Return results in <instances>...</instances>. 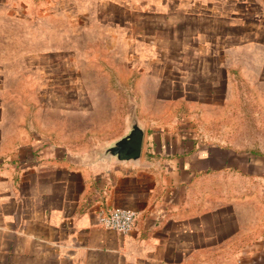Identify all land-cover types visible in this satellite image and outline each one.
Here are the masks:
<instances>
[{"label":"crops","instance_id":"crops-1","mask_svg":"<svg viewBox=\"0 0 264 264\" xmlns=\"http://www.w3.org/2000/svg\"><path fill=\"white\" fill-rule=\"evenodd\" d=\"M21 1L41 49L89 27L122 52L104 97L124 105L94 109L118 133L99 150L133 114L144 141L137 162L93 163L64 109L54 130L47 110L18 122L0 93V264H264V0ZM114 208L137 213L129 233L99 225Z\"/></svg>","mask_w":264,"mask_h":264},{"label":"rangeland","instance_id":"rangeland-1","mask_svg":"<svg viewBox=\"0 0 264 264\" xmlns=\"http://www.w3.org/2000/svg\"><path fill=\"white\" fill-rule=\"evenodd\" d=\"M12 6V0L0 2L1 16L8 17ZM15 6L18 16H21V20H17V41L8 43L5 34L0 38L2 97L12 112L17 113L14 116L18 122H23L24 118L32 122L39 118L36 116L49 112L47 122L52 130L60 123V115L57 114L60 110L56 109H64V139L77 144L76 148L81 153L93 155L111 135L118 133V130H103L113 123L112 114H96L94 109L99 105L115 111L112 107L124 105L120 98L104 97L107 86L117 85L115 78L112 80L111 70L120 71L119 59L122 52L108 50L105 35L96 42L89 27L81 28L80 35L73 34L72 28L54 33L49 27V42L43 45H47L49 50L41 49V36L32 34L33 24L28 20L25 22L23 17L26 4L16 0ZM53 8L51 5L50 9ZM50 23L54 24L55 21ZM4 28L8 29L6 25ZM55 46L60 48L52 49ZM106 76L109 80L107 83ZM95 93L98 98L91 97ZM128 106L134 107V101L129 100ZM76 112H80L79 122L76 121V115H73Z\"/></svg>","mask_w":264,"mask_h":264},{"label":"water","instance_id":"water-1","mask_svg":"<svg viewBox=\"0 0 264 264\" xmlns=\"http://www.w3.org/2000/svg\"><path fill=\"white\" fill-rule=\"evenodd\" d=\"M143 141L144 129L138 122L136 115L133 114L127 132L101 150L96 151L91 157V162H137L142 154Z\"/></svg>","mask_w":264,"mask_h":264},{"label":"built area","instance_id":"built-area-1","mask_svg":"<svg viewBox=\"0 0 264 264\" xmlns=\"http://www.w3.org/2000/svg\"><path fill=\"white\" fill-rule=\"evenodd\" d=\"M97 220L99 225L105 229L127 234L135 227L137 213L126 208L99 210Z\"/></svg>","mask_w":264,"mask_h":264}]
</instances>
